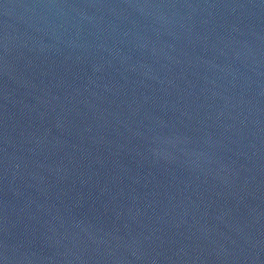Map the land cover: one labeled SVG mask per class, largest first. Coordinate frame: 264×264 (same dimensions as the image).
I'll return each instance as SVG.
<instances>
[{
    "label": "water",
    "instance_id": "95a60500",
    "mask_svg": "<svg viewBox=\"0 0 264 264\" xmlns=\"http://www.w3.org/2000/svg\"><path fill=\"white\" fill-rule=\"evenodd\" d=\"M0 264H264V0H0Z\"/></svg>",
    "mask_w": 264,
    "mask_h": 264
}]
</instances>
